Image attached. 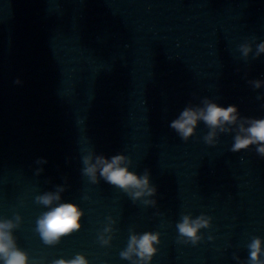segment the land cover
<instances>
[{"label":"water","instance_id":"water-1","mask_svg":"<svg viewBox=\"0 0 264 264\" xmlns=\"http://www.w3.org/2000/svg\"><path fill=\"white\" fill-rule=\"evenodd\" d=\"M261 42L264 0H0V219L29 264H135L121 252L145 232L158 234L148 264H252L257 238L264 264V156L231 150L240 124L264 118ZM205 99L237 121L212 143L202 120L181 139L170 122ZM117 154L152 195L82 172L84 156ZM65 202L80 227L45 243L37 219ZM184 216L209 221L196 243L178 233Z\"/></svg>","mask_w":264,"mask_h":264},{"label":"clouds","instance_id":"clouds-1","mask_svg":"<svg viewBox=\"0 0 264 264\" xmlns=\"http://www.w3.org/2000/svg\"><path fill=\"white\" fill-rule=\"evenodd\" d=\"M249 51L250 48L247 45H241L243 55L246 56ZM259 52H264V42L257 45V53ZM254 85L259 87L260 81H255ZM198 120L204 121L209 126L210 131L204 139L206 143H212L217 128L227 131L225 124H233L237 121V110L234 105L225 108L205 99L202 107H185L178 117L170 122V127L181 139L187 140L193 134ZM238 128L231 150L239 151L249 145H256V151L264 156V118L249 120L247 127L240 124ZM83 164L82 172L92 182H96L97 172H99L102 179L127 192L133 200L150 196L155 192V188L149 184L147 172L137 175L129 171L127 158L122 154L113 155L110 158L102 155H96L94 158L91 155L84 156ZM59 191H62V188L55 193H44L38 196L37 200L45 206H50L53 202L60 200ZM150 202L152 201H145V203ZM81 215L82 211L77 205L71 202L58 203L55 207H49L38 217L37 231L45 243H54L60 236L80 227L78 221ZM208 223V219L203 216L196 219L184 216L177 224V230L187 241L196 243L199 239L197 230L207 226ZM14 226L11 220L0 219V264H29L27 254L15 244L11 233ZM156 242H158L157 233L145 232L138 236L131 235L127 249L121 252V256L130 259L135 253L139 257L135 264H148L156 251L154 247ZM249 248L252 264H261L257 260V254L261 251L260 240L254 239ZM52 264H87V261L84 256L77 254L73 259L67 261L59 259Z\"/></svg>","mask_w":264,"mask_h":264}]
</instances>
